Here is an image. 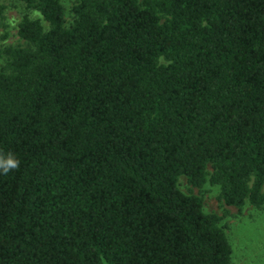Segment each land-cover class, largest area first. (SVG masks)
Here are the masks:
<instances>
[{
  "label": "trees",
  "instance_id": "16d2710c",
  "mask_svg": "<svg viewBox=\"0 0 264 264\" xmlns=\"http://www.w3.org/2000/svg\"><path fill=\"white\" fill-rule=\"evenodd\" d=\"M19 1L0 264H232L179 180L264 207V0H75L71 23L62 0Z\"/></svg>",
  "mask_w": 264,
  "mask_h": 264
},
{
  "label": "rangeland",
  "instance_id": "374dc122",
  "mask_svg": "<svg viewBox=\"0 0 264 264\" xmlns=\"http://www.w3.org/2000/svg\"><path fill=\"white\" fill-rule=\"evenodd\" d=\"M68 23L72 21V7L75 0H62ZM24 5L19 0H0L1 46L24 45L18 31ZM33 18H41L38 12L30 13ZM4 59L0 58V68ZM210 171L211 168H209ZM179 188L186 195L200 196L204 210L223 218L222 226L233 250L232 264H264V207L256 208L247 204L240 212L237 208L227 207L219 200L220 188L210 183L203 188H193L186 177L179 180Z\"/></svg>",
  "mask_w": 264,
  "mask_h": 264
},
{
  "label": "clouds",
  "instance_id": "9594fccd",
  "mask_svg": "<svg viewBox=\"0 0 264 264\" xmlns=\"http://www.w3.org/2000/svg\"><path fill=\"white\" fill-rule=\"evenodd\" d=\"M20 161L12 154L0 155V174H8L19 167Z\"/></svg>",
  "mask_w": 264,
  "mask_h": 264
}]
</instances>
